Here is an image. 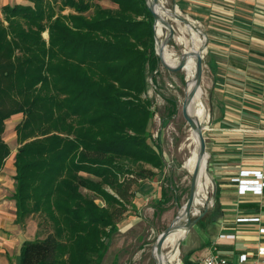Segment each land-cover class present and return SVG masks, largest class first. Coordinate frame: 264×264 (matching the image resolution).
Listing matches in <instances>:
<instances>
[{"label": "trees", "instance_id": "trees-1", "mask_svg": "<svg viewBox=\"0 0 264 264\" xmlns=\"http://www.w3.org/2000/svg\"><path fill=\"white\" fill-rule=\"evenodd\" d=\"M28 1L0 17V169L11 154L6 121L22 114L16 221L38 216L47 230L23 243L20 264H103L134 187L167 164L149 130L148 79L159 87L161 63L154 15L146 0ZM166 99L171 117L177 102ZM171 199H180L172 185L156 215Z\"/></svg>", "mask_w": 264, "mask_h": 264}, {"label": "crops", "instance_id": "crops-1", "mask_svg": "<svg viewBox=\"0 0 264 264\" xmlns=\"http://www.w3.org/2000/svg\"><path fill=\"white\" fill-rule=\"evenodd\" d=\"M19 3L28 4L29 1L0 0V17L3 16V6ZM100 3L105 7H115L110 0ZM177 4L183 11L193 10L205 21L229 22L231 30H214L217 34L234 37L225 45L219 44L218 38L214 37V56L209 60L214 70V85L229 101L226 108H222V119L217 117L214 128V165L217 173H226L220 179L217 209L214 224L209 228V238L201 241V250L198 246L192 247L191 242L185 243L189 247L186 254L193 253L187 264H198L193 258L197 253L200 254V264L201 258L215 247L234 264L238 263L240 254L251 253L246 264H252L257 247L264 243V234L260 233L264 224V190L259 194L249 190L244 192L236 179L243 171L264 173V0H178ZM22 118V114L13 115L6 121L7 129L9 126L15 128ZM10 147L11 154L0 169V182H8L16 175L18 148L11 144ZM1 190L0 187V195ZM1 206L2 210L4 206L9 209L0 214V224L20 225L16 221V201L4 200ZM18 225L17 229L23 232ZM205 225L208 229L207 219ZM222 233L235 234L236 238L220 239ZM28 239L31 238L0 240V264H20L21 248ZM17 248L18 253L13 254Z\"/></svg>", "mask_w": 264, "mask_h": 264}, {"label": "rangeland", "instance_id": "rangeland-1", "mask_svg": "<svg viewBox=\"0 0 264 264\" xmlns=\"http://www.w3.org/2000/svg\"><path fill=\"white\" fill-rule=\"evenodd\" d=\"M167 9L172 13H178L181 17L190 21L193 25L201 29L202 33L199 39L203 41L198 48L203 49L204 55V74L202 80L203 102L204 108L207 111V117L202 121L204 128V135L207 141L208 148V170L212 177V184L207 193L208 197L203 205H195V215H199L208 209L203 218L207 216V227H203L198 223L189 230H186V236L180 241V264H184V256L188 252L189 247L186 242H191L192 247L200 246L201 241H206L209 238V228L214 224V212L217 209V191L219 183L225 176L226 172L217 173L214 165V128L217 126V117H221L222 108H226L228 99L223 91L214 85V70L209 63L212 55L214 56V37L218 38V43L225 45V43L234 37L227 36V34H217L214 30H231L229 22H218L216 20L205 21L199 15H196L193 10L183 11L177 4L178 0H161ZM172 21L175 27V37L168 44L169 49L175 54L174 57L180 58L187 49L185 40H192L189 33H183L180 26H185L184 21L177 20L174 16L166 15ZM220 25V27H218ZM163 37L169 33L165 27L162 28ZM165 35V36H164ZM205 35L209 38V43H206ZM242 36V35H241ZM239 36V37H241ZM44 37L48 38V33H44ZM162 38V39H164ZM243 38V37H241ZM236 39V38H235ZM224 41L221 42V41ZM250 40V39H249ZM156 74V72L154 73ZM159 87L150 76L148 95L153 99L154 116L151 119L149 130L152 141H161L166 159V167L162 171H158L156 177L151 180H145L134 187L136 193L133 206L126 213L124 219L120 222V230L115 233L109 240L110 248L105 256L103 264H112L115 259L118 264H157L153 255L152 249L156 244L159 235L163 230L174 220V218L181 211L186 203L191 181L186 177L189 175L188 171L183 167L184 161L190 154L189 147L181 149L184 143H190L189 137L192 133V128L182 114V105L187 92V72L186 70L170 71L166 69L161 63L159 73L156 76ZM166 97H173L176 102V109L172 112L170 117L171 105ZM221 122V121H219ZM6 141L9 145L18 148L19 142L17 140L16 130L13 126H9L4 133ZM188 139V140H187ZM222 174V175H221ZM7 182V181H5ZM4 181L0 182L2 194L0 195V207L4 200H11L15 191V181L12 177L7 184ZM170 185L177 190L180 195L179 202L171 199L163 206V209L156 215V204L162 197L163 189H167ZM6 189V190H5ZM87 192L86 189H83ZM14 200V199H13ZM101 205L105 202L98 199ZM4 210L0 209V214L6 212L7 206ZM5 214V213H4ZM40 218L37 216L27 218L24 223L14 224L11 226L0 224V240L1 241H23L24 237L35 239L40 236L43 238L47 230L44 227H39ZM20 227L23 232L19 229ZM200 248V247H199ZM204 245L202 246V249ZM168 250V249H167ZM201 250V248L199 249ZM202 252V251H201ZM18 253V248L12 252ZM196 254L193 258L199 264V256ZM15 258L14 256H12Z\"/></svg>", "mask_w": 264, "mask_h": 264}, {"label": "water", "instance_id": "water-1", "mask_svg": "<svg viewBox=\"0 0 264 264\" xmlns=\"http://www.w3.org/2000/svg\"><path fill=\"white\" fill-rule=\"evenodd\" d=\"M149 10L154 15V29H155V38H156V51L160 58L161 64L170 71H180L184 70L187 66L190 57L196 58L195 65V74L193 78V84L190 90L186 92V96L182 105V114L187 122L190 124L192 130L198 135L199 138V147L197 150V160L195 169L192 175V181L189 190V196L182 207L181 211L174 218V220L163 230L159 235L155 247L157 248V253L162 255L164 244L168 237L178 229L189 230L194 225H196L206 214L208 209H205L203 213L195 215L194 207L197 204V194H198V181L200 176V171L204 160L208 154L207 141L204 135V128L202 126V121H200L196 116L192 115L191 108L194 98L196 97L199 90L202 89V80L204 74V55L203 49H191L184 51L180 60L177 64L169 63L164 56V48L168 46L170 41L175 37V27L174 24L166 15L174 16L179 21H184L187 24L192 23L185 18L181 17L178 13H172L169 9L165 7L161 0H146ZM164 12V13H163ZM161 24L169 30V33L161 41L158 39L157 35V25ZM195 29L202 33L201 29L193 25ZM206 43L204 46H207L209 43V38L205 35ZM159 43L161 44L159 46ZM188 86V85H187ZM155 259V258H154ZM156 261V260H155ZM157 262V261H156Z\"/></svg>", "mask_w": 264, "mask_h": 264}, {"label": "bare ground", "instance_id": "bare-ground-1", "mask_svg": "<svg viewBox=\"0 0 264 264\" xmlns=\"http://www.w3.org/2000/svg\"><path fill=\"white\" fill-rule=\"evenodd\" d=\"M164 13V12H163ZM161 24L157 25V35L158 39L161 41L163 40V31ZM180 30L183 33H189L192 36V40H185L187 49L185 51L191 50V49H198V47L201 45L202 40L199 39L200 31L194 28L193 24H185V26H180ZM165 36V35H164ZM159 43V46L161 45ZM174 53L169 49L168 46L164 48V56L166 60L171 64H177L180 58L174 57ZM195 65H196V58L190 57L189 61L187 63V66L184 70L187 72V79H188V86L187 91L191 89L193 84V78L195 74ZM203 90H199L196 97L194 98V101L192 103L191 113L192 115L196 116L200 121H203L207 117V111L204 108V102H203ZM188 140V139H187ZM190 143H184L181 147V149L185 147H189L190 154L186 157L183 167L188 171L189 175L186 177L188 180L192 181V175L195 169L196 160H197V150L199 147V138L198 135L192 131L191 136L189 137ZM212 184V177L208 170V156L204 160L199 181H198V194H197V205H203L205 204V201L208 197L207 193L209 192V189ZM187 232L184 229H178L174 231L166 240L164 244V248L162 251V255H159L157 253V248L154 246L152 249V255L157 261V264H180V250H179V244L180 241L186 236ZM168 249V250H167Z\"/></svg>", "mask_w": 264, "mask_h": 264}, {"label": "built area", "instance_id": "built-area-1", "mask_svg": "<svg viewBox=\"0 0 264 264\" xmlns=\"http://www.w3.org/2000/svg\"><path fill=\"white\" fill-rule=\"evenodd\" d=\"M241 177L236 179L239 183L240 190L246 192L253 191L256 194L262 193L264 190V173L262 171H243ZM254 176V177H252ZM260 233L264 234V224L260 227ZM220 239H235L236 235L231 233H222ZM253 254V253H252ZM256 256L252 257V264H264V243H261L256 250ZM251 253H242L238 257L237 264H246L251 258ZM200 264H234L225 255L217 251V247L209 253L205 254Z\"/></svg>", "mask_w": 264, "mask_h": 264}]
</instances>
